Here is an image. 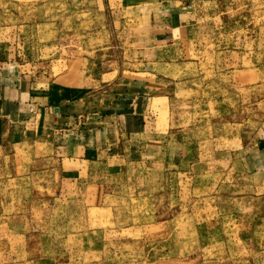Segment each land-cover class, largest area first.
Here are the masks:
<instances>
[{
  "label": "rangeland",
  "instance_id": "1",
  "mask_svg": "<svg viewBox=\"0 0 264 264\" xmlns=\"http://www.w3.org/2000/svg\"><path fill=\"white\" fill-rule=\"evenodd\" d=\"M130 1L0 0V75L31 106L57 115L56 85L80 126L144 133L64 163L0 128V264H264V0H159L183 19L156 39Z\"/></svg>",
  "mask_w": 264,
  "mask_h": 264
},
{
  "label": "crops",
  "instance_id": "2",
  "mask_svg": "<svg viewBox=\"0 0 264 264\" xmlns=\"http://www.w3.org/2000/svg\"><path fill=\"white\" fill-rule=\"evenodd\" d=\"M130 4L133 8H146L145 12L140 14V16L138 15L144 24L154 23L161 29L164 26L169 27V29L165 28L161 33H158L155 39L160 35L164 37L172 36L176 30L181 29V26H176V21L183 19V16L177 17L176 14L173 15L171 12L160 13V8L163 4L159 0H131ZM168 14L170 18L165 20L164 16H168ZM15 80L18 81V79H14L11 76L4 77V75H0V128L5 129L3 134L10 136L12 140L20 139L25 141L27 138L42 145L52 143V151H55V147H58L57 152L62 156L61 159L64 163L70 160L75 161L85 156L93 157L94 154L99 155L103 152L102 148L104 146L117 144L120 136L125 135L124 128L120 125L132 131V133H129L132 137L144 134L140 133L141 128L136 125V119L130 111L120 115L114 113L105 119L104 126L101 125L102 121H104L103 116L87 113L85 118H90L91 123H88V127L85 128L87 123V120H85V126H80L75 114L85 112L79 109L82 101L71 100L70 89L67 91L63 88L65 92L60 94L62 87L56 85L50 87V90H58V95L51 91L50 96L56 95L52 103L62 104V106L57 115H51L49 109L44 106L42 108L31 106L34 101L33 94L30 92L31 89L28 85L23 87L20 81L16 83ZM34 92H39L38 95H34L36 100L42 103L47 101L45 98H48V96L45 97L44 92L32 91V93ZM36 108H38L37 112L32 113ZM41 114L43 116L48 114L47 122L34 126L33 119L35 118L36 120L37 115L43 117ZM94 117L99 119L95 121L96 125L93 124ZM260 164L264 165V155Z\"/></svg>",
  "mask_w": 264,
  "mask_h": 264
}]
</instances>
